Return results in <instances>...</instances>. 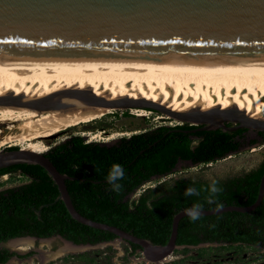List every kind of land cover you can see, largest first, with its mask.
Wrapping results in <instances>:
<instances>
[{
	"label": "water",
	"instance_id": "obj_1",
	"mask_svg": "<svg viewBox=\"0 0 264 264\" xmlns=\"http://www.w3.org/2000/svg\"><path fill=\"white\" fill-rule=\"evenodd\" d=\"M81 56L167 60L264 58V0H0V58ZM61 94V97L49 94L32 100L0 96V105L22 106L37 112L97 106L140 108L175 121L205 124L190 131L218 126L229 128L224 121L264 131V120L246 117L231 109L170 112L141 100H103L69 90ZM18 162H34L44 168L73 219L112 232L115 235L112 240L138 245L141 257L153 264H160L172 252L177 222L191 208L183 207L175 212L165 243L153 244L114 224L79 213L64 183L65 178L74 176L58 171L43 151L18 146L1 150L0 147V167ZM263 186L264 170L251 203L203 208L201 214L249 210L259 202ZM65 241L70 245L93 244Z\"/></svg>",
	"mask_w": 264,
	"mask_h": 264
},
{
	"label": "trees",
	"instance_id": "obj_2",
	"mask_svg": "<svg viewBox=\"0 0 264 264\" xmlns=\"http://www.w3.org/2000/svg\"><path fill=\"white\" fill-rule=\"evenodd\" d=\"M185 123L174 127H158L149 133L122 137L112 143L84 141L81 135H71L47 147L43 154L60 172L74 176L65 178L64 183L73 207L81 214L98 221L114 224L135 236L147 239L153 244H163L168 238L172 215L183 207L196 203L203 208L220 204L214 200L207 203V185L203 181L181 179L167 187L143 189L137 196L132 194L149 181V175L162 176L170 171L174 161L189 158L192 164L207 162L223 156L233 146L228 143L227 133L217 130L206 135L194 147L182 130L190 127ZM175 129L177 131H175ZM171 131V132H169ZM201 132H196L199 134ZM15 147V146H9ZM113 164H119L125 171L120 181V192L111 190L107 174ZM18 169L30 179L16 187L4 189L8 195L0 196V226L7 230L2 236L23 233L50 234L57 232L75 243H96L111 240L115 235L105 229L83 224L73 219L57 197L55 183L44 168L34 162H18L0 167V171ZM264 170V157L258 167L243 175L255 180ZM194 187L198 196L185 197L184 191ZM0 191V192H2ZM254 196V191L251 199ZM264 188L261 202L254 207L255 228L236 229L232 219L237 211H221L201 214L193 222L187 215L181 217L176 226L175 243H195L203 239H229L255 241L264 246ZM37 209V211H35ZM226 214L228 216H226ZM243 222L246 216H243ZM241 219V217H240ZM231 224V225H230ZM200 233V235H198ZM131 251H140L138 245L125 242ZM9 252L0 251V262ZM83 259L78 264H90L93 257L77 255Z\"/></svg>",
	"mask_w": 264,
	"mask_h": 264
},
{
	"label": "bare ground",
	"instance_id": "obj_3",
	"mask_svg": "<svg viewBox=\"0 0 264 264\" xmlns=\"http://www.w3.org/2000/svg\"><path fill=\"white\" fill-rule=\"evenodd\" d=\"M68 90L103 100L146 101L170 112L231 109L264 120V58H0V96L32 100L49 94L61 97ZM110 109L97 106L37 112L22 106L0 105L1 111L13 115L60 112L68 125L89 122ZM20 147L45 149L42 143L31 140ZM24 241L17 239L10 245L21 248L26 246ZM68 247L66 244L52 253L62 254Z\"/></svg>",
	"mask_w": 264,
	"mask_h": 264
},
{
	"label": "rangeland",
	"instance_id": "obj_4",
	"mask_svg": "<svg viewBox=\"0 0 264 264\" xmlns=\"http://www.w3.org/2000/svg\"><path fill=\"white\" fill-rule=\"evenodd\" d=\"M138 108H112L110 112L102 117L93 118L91 121L77 125H68L66 117L60 116V112H43L25 115H13L11 112L0 110V146H21L33 142L42 143L45 149L71 135H81L84 141H97L111 143L117 138L130 137L145 131L154 130L156 127H174L184 122L175 121L161 113L144 109L140 112ZM67 125V126H65ZM86 133V134H85ZM90 133V134H89ZM94 133L96 136L91 137ZM12 135V137H10ZM111 135L114 137L111 138ZM32 136V137H30ZM264 140V139H263ZM258 141L238 152L227 154L207 162L188 163L176 168L167 176H158L141 185L132 196H137L143 189H156L167 187L170 177L177 175H188L193 177H209L214 175L234 174L253 167L262 155H264V142ZM43 149L42 151H44ZM11 179L0 177L1 183H12L19 180L14 174ZM44 240L55 242L54 247L38 244V251L21 261L12 257L2 264H78L83 259L77 255L93 257L90 264H153L141 257L139 251H131L123 240H107L96 242L91 245H70L62 254L54 256L52 252L58 251L67 244L64 239L49 236ZM24 241L23 244H27ZM241 245V246H239ZM223 247L210 245L208 248H195L192 246L173 249L160 264H203L213 260V264H251L264 256V249L246 244ZM24 249V246L21 247ZM53 250L50 252L49 250ZM52 254V255H51ZM51 257L48 258V257ZM35 257H39L36 263ZM172 258V259H170ZM179 258V259H178ZM50 259V260H48ZM216 259V260H214Z\"/></svg>",
	"mask_w": 264,
	"mask_h": 264
},
{
	"label": "flooded vegetation",
	"instance_id": "obj_5",
	"mask_svg": "<svg viewBox=\"0 0 264 264\" xmlns=\"http://www.w3.org/2000/svg\"><path fill=\"white\" fill-rule=\"evenodd\" d=\"M184 123L187 125H192V126L184 127V128L182 127L180 129H177V130H182L188 134V137L190 138V141H189L190 147H194L200 140L204 139L206 135H208V134L213 135L211 132H215L217 130H220V131L227 133V136L229 138L228 143H230L233 147L228 150L229 152H227L223 156H220L217 158H222V157L226 156L227 154L238 152L244 148H247L249 145H252V144L257 143L258 141H261L264 139V131L252 129V128H248V127H243V126H238L239 125L238 122L224 121L223 122L224 125L229 127V128H225V129L221 126H218V127H214V128L195 130V131H190V130L205 126V124H195L194 125V124H191L188 122H184ZM156 128H158V127H156ZM177 130L175 129V131H177ZM151 131H153V130L145 131L143 133H149ZM169 132H171V131H169ZM196 132H201V133L196 134ZM10 137H12V135H10ZM118 139L119 138H117L116 140H118ZM116 140H114V141H116ZM262 142H264V140ZM6 144H8V146H4V147L0 146L1 150L13 148V147H9V145H12L11 143H6ZM263 157H264V155H262L260 157V159L257 161V163L253 167L247 168V169L240 171L238 173L226 174V175H217V176L214 175V176H209V177H193V176L180 174L177 176L170 177L169 180H167L168 181L167 183H169L171 185L175 182L180 181L181 179H186V180L191 181V182L203 181L206 183L207 187H209L212 179H216L218 181V186L222 189V191L214 197V200H218L220 202L219 205H225V204L247 205V204L251 203L256 196L259 177L255 180V178H252L251 176H248V175H243V173H245V172H247L253 168L258 167V165L260 164V161L262 160ZM217 158H215V159H217ZM186 163H188V166L192 165V162L190 161L189 158L176 159L174 161L173 165L171 166L170 171L168 173L162 175V176H167V175L171 174L172 172L173 173L176 172L175 171L176 168H179L182 165H185ZM198 163H200V162H198ZM13 174L16 177H20L19 180H17L16 182H12V183H5V184L1 183L0 184V191L7 189V188H11V187H16L19 184L27 182L30 179L29 176L22 174L18 169H16V170H10L9 169V170H5V171H0V177H3L4 179L13 178V176H12ZM155 177H158V174H151V175H149V180H151ZM1 180H3V179L0 178V181ZM263 188H264V186H263ZM253 191H254V196L251 199L250 197H251ZM3 195H8L7 191L0 192V196H3ZM208 196H209V192H207V194H206V197H208ZM57 197H58V194H57ZM260 202H261V198H260L259 202L254 207H256ZM262 205L264 206V202H262ZM254 207L249 209V210H242V211L234 210L237 212L235 214H231V215L235 216V218L232 219V222H234V224H235L234 227L236 229H242L243 227H245V229H250V228H255V226H257V224L255 222V218L249 217L250 215L254 214V212H255L253 210ZM35 211H37V209H35ZM226 211H230V210H226ZM263 211H264V209H263ZM0 213H1V211H0ZM209 214H212V213H209ZM226 216H228V215L226 214ZM243 216L247 217L245 222H243V218H242ZM240 217H241V219H240ZM8 228L9 227H6V229H5L2 226H0V251L4 248V249H6L7 252H9L8 257L5 259V261L10 257H12L13 259H15L17 261H21L22 259H25V257H28V256H30V255H32L38 251L37 246L39 243L44 245V246L48 245L49 247L50 246L54 247L55 242L48 241V244H46V243L44 244V242H43L44 240H42V239H45L49 236H56V237L64 239V240L67 239L62 234L57 233V232H53V233H50L48 235L47 234L40 235V234H34V233H23V234H19V235L17 234V235H12V236H8V237H3L2 236L3 231L7 230ZM198 235H200V233H198ZM17 239H25V241H28L27 244H25L26 246H24V249H21L20 247L16 248V247H13L10 245V243L12 241L17 240ZM239 244H246L247 246H254V247H259V248L264 249V246L260 244L259 239H256L255 241H241V240H229L226 238L225 239H223V238H220V239H203V240H199L195 243H186V244H176L175 243V247L180 246L183 248V247H187V246H192L195 248H198V247L203 248L205 245L206 248H208L210 245H219V246H223V247H229V246H236ZM239 246H241V245H239ZM49 251L52 252L53 250L50 249ZM51 257L52 256H50L48 258L51 259ZM35 259H36L35 261L37 263V260L39 259V257H35ZM50 259H48V260H50ZM214 260H216V259H214ZM5 261H3V262H5ZM203 264H213V260L206 261V263H203ZM216 264H219V262H217ZM225 264H228V261H226ZM251 264H264V256L260 259L258 258L257 261H254V263H251Z\"/></svg>",
	"mask_w": 264,
	"mask_h": 264
},
{
	"label": "clouds",
	"instance_id": "obj_6",
	"mask_svg": "<svg viewBox=\"0 0 264 264\" xmlns=\"http://www.w3.org/2000/svg\"><path fill=\"white\" fill-rule=\"evenodd\" d=\"M124 178H125V171L123 167L119 164H113L107 174V182L111 186V190L117 193L120 192L122 189V184L120 183V181L123 180ZM207 191L209 192V196L206 198L207 203L212 204L214 202V197L218 193H220L222 189L218 186V181L216 179H212L211 184L209 185ZM199 194H200L199 191L194 187L186 188L183 193L185 197L198 196ZM202 209H203V205L200 203H196L191 208L186 209L185 214L189 217L191 221L195 222L200 218Z\"/></svg>",
	"mask_w": 264,
	"mask_h": 264
}]
</instances>
